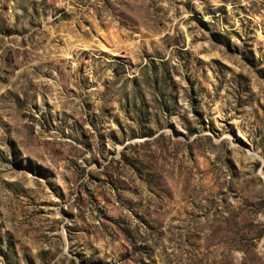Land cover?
I'll use <instances>...</instances> for the list:
<instances>
[{
	"label": "rangeland",
	"instance_id": "374dc122",
	"mask_svg": "<svg viewBox=\"0 0 264 264\" xmlns=\"http://www.w3.org/2000/svg\"><path fill=\"white\" fill-rule=\"evenodd\" d=\"M0 264H264V0H0Z\"/></svg>",
	"mask_w": 264,
	"mask_h": 264
}]
</instances>
